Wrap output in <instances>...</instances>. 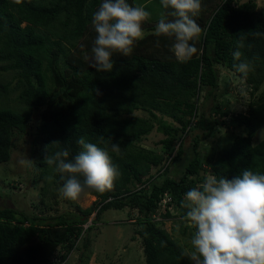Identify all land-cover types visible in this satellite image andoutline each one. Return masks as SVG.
I'll return each mask as SVG.
<instances>
[{
	"label": "trees",
	"instance_id": "16d2710c",
	"mask_svg": "<svg viewBox=\"0 0 264 264\" xmlns=\"http://www.w3.org/2000/svg\"><path fill=\"white\" fill-rule=\"evenodd\" d=\"M101 2L0 0V75L11 71L16 81L11 88L12 81L0 79V163L11 160L16 132L31 129L35 182L44 180L33 209L0 206V264H66L84 236L88 248L90 216L96 212L94 223L111 208H126L135 220L143 264H192L184 255L192 250L186 237L194 233L182 219L184 193L209 175L264 172V136L254 140L264 127V38L247 35L264 32L256 0H201L194 19L203 31L192 42L198 52L185 63L170 51L171 38L154 34L160 16L150 8L157 3L164 14L171 9H163L160 0H127L151 15L132 54L113 53L112 72H97L84 60L91 54V20ZM240 35L247 36L242 59L253 63L247 76L233 68ZM222 68L252 84L246 111L229 110L233 81L221 85ZM10 91L18 92L15 105ZM100 136L121 147L119 154L110 153L120 172L113 187L91 191L97 199L88 208L69 199L75 209L50 214L63 181L44 163L45 146L59 141L49 152L68 148L71 158L81 150L80 137L97 142ZM179 158L186 164L178 178L170 177L171 163ZM164 198L170 200L163 206ZM177 218L178 230L169 232L165 220ZM90 254L81 253L79 264H90Z\"/></svg>",
	"mask_w": 264,
	"mask_h": 264
},
{
	"label": "clouds",
	"instance_id": "9594fccd",
	"mask_svg": "<svg viewBox=\"0 0 264 264\" xmlns=\"http://www.w3.org/2000/svg\"><path fill=\"white\" fill-rule=\"evenodd\" d=\"M160 4L171 12L161 14L154 34L173 40L170 51L177 62L190 61L198 52L192 42L203 31L194 19L201 12V0H160ZM150 15L144 7L133 6L127 0H102L92 15L96 35L91 54H86L84 60L97 72H112L113 53L125 57L132 54L135 43L144 36L143 22ZM169 15L172 19H168ZM247 35L264 38V32L258 30ZM246 38L240 35L232 52L233 60L238 62L233 63V68L244 76L253 71L252 61L242 59ZM77 143L81 150L71 158L68 148L49 152V146H57L59 141L45 146L44 163L54 166L60 174V192L70 200L86 191L104 193L120 176L110 154L121 152L119 144L104 136L97 142L80 137ZM18 163L32 167L35 162L25 156ZM169 200L164 198L163 206ZM180 207L185 210L182 219L194 230L192 250L184 253L192 264H264V172L244 169L232 178L209 175L184 193Z\"/></svg>",
	"mask_w": 264,
	"mask_h": 264
},
{
	"label": "rangeland",
	"instance_id": "374dc122",
	"mask_svg": "<svg viewBox=\"0 0 264 264\" xmlns=\"http://www.w3.org/2000/svg\"><path fill=\"white\" fill-rule=\"evenodd\" d=\"M256 2L258 5V13L264 16V0H256ZM150 11H152V15L157 14L158 16H161L163 13L160 7L157 6V3L150 8ZM143 31L145 34L146 30L143 29ZM13 75L14 73L11 71L4 72L0 75V79L3 82L12 81L11 88H13L16 83ZM225 79L227 81L229 79L233 81L230 87L231 93H229L231 96L227 94V96H230L231 101L230 106H228L229 110L237 112L246 111L251 98L250 91L252 90V84H248L245 78L234 74L232 71L222 68L221 85H224L223 82ZM263 89L264 84L260 90ZM17 93L16 91H10L9 96L11 102L15 100ZM222 100L220 98L218 102L220 103ZM12 104L15 105V102H12ZM38 121L36 114L34 122L37 123ZM31 132V129L25 133L16 132L14 135V147L11 160L6 163H0V206H12L21 210H31L33 209L34 201L40 198L39 193L41 192L44 180L40 179L38 182H35L38 171L34 169V166L24 167L18 163L25 156L35 161L32 154L34 135ZM263 136L264 127L259 135H255L254 140L259 141ZM207 142L212 144L211 140ZM186 145L187 148H191V137L187 138ZM200 149L202 150V155H205L206 153L201 146ZM185 164L183 158L173 160L168 171L172 174L170 177L178 178V174H181L182 166ZM163 179L164 176L159 177L157 180L161 182ZM96 199L97 197L91 191H86L78 199L74 200V202L83 208H88L94 204ZM69 204V199L64 198L63 195H59L58 204L49 213L55 214L56 212H62L69 208L75 209V206L68 207ZM172 213H177L174 208H172ZM95 216L96 212L90 216L89 221L85 224V227L89 226V224L91 225V228L87 230V234L90 237L88 248L84 247L86 237L84 236L83 240L78 244V247L71 252L66 264H79L81 253L83 252L91 253L90 264H143L145 262L143 245L141 239L135 232L137 226L134 223L136 222L128 218V209L111 208L105 210L101 214L100 219H96L92 223ZM179 221L178 218L173 220L168 219L165 220L164 226L169 232H173L175 229L178 230L180 226ZM190 240L188 235L186 241Z\"/></svg>",
	"mask_w": 264,
	"mask_h": 264
}]
</instances>
